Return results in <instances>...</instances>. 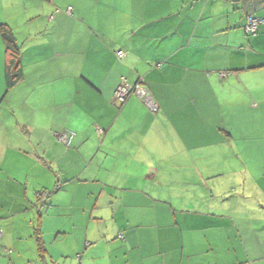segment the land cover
<instances>
[{"label": "crops", "instance_id": "crops-1", "mask_svg": "<svg viewBox=\"0 0 264 264\" xmlns=\"http://www.w3.org/2000/svg\"><path fill=\"white\" fill-rule=\"evenodd\" d=\"M23 1L0 264H264V0Z\"/></svg>", "mask_w": 264, "mask_h": 264}, {"label": "rangeland", "instance_id": "rangeland-1", "mask_svg": "<svg viewBox=\"0 0 264 264\" xmlns=\"http://www.w3.org/2000/svg\"><path fill=\"white\" fill-rule=\"evenodd\" d=\"M22 0H11L9 2L6 1L5 3V8L4 6L0 3V15L1 18L3 16L2 10L5 11L4 16L2 18V22L7 20L11 24V28H13V32L16 35L17 38V44L20 49H22V43L25 42V37L22 34V31H26L27 28H33V25L35 24V21L38 20V17H31L28 19H25V12L22 7ZM26 7H30L27 6ZM22 17V19H20ZM6 22H3L2 24H5ZM10 28V29H11ZM28 43V42H26ZM5 82L2 80L0 81V89L4 86ZM3 91H6V88L3 89ZM3 91L0 93V95H3ZM5 93V92H4ZM9 96H11L10 93H7L6 98L7 99ZM3 97V96H1ZM18 101V94L16 93L13 95V97L10 99V104H8V101H4L2 103V106L0 107V122L3 121H9L13 124L18 123L19 121L21 122L22 120L20 119V111L17 105ZM14 111V112H13ZM23 117V115H22ZM4 119V120H3Z\"/></svg>", "mask_w": 264, "mask_h": 264}, {"label": "built area", "instance_id": "built-area-1", "mask_svg": "<svg viewBox=\"0 0 264 264\" xmlns=\"http://www.w3.org/2000/svg\"><path fill=\"white\" fill-rule=\"evenodd\" d=\"M190 1H196V0H190ZM59 11L56 10L55 13H58ZM67 14L71 13V8H67L66 10ZM53 19V16L50 17V20ZM263 20L255 17V16H247L246 24L244 27L245 33L248 36H255L260 24H262ZM119 57H122L121 53L118 54ZM141 81L135 82L133 84L127 83L124 79H121L119 85L115 89L113 93V102H115L117 105L122 106L126 103V101L130 97H136L140 99L144 105L147 107V109L152 112L156 113L158 108L155 103V101L152 99L150 94L148 93L147 89L144 88L141 84ZM57 136L58 142H60L62 145L67 146L69 143V140L72 137L71 133L68 132H61L59 134H55ZM119 238H121V234L118 235ZM79 258V256H77Z\"/></svg>", "mask_w": 264, "mask_h": 264}, {"label": "trees", "instance_id": "trees-1", "mask_svg": "<svg viewBox=\"0 0 264 264\" xmlns=\"http://www.w3.org/2000/svg\"><path fill=\"white\" fill-rule=\"evenodd\" d=\"M49 1V0H42ZM0 39L4 45L5 53V71L4 79L6 92L12 89L21 79L22 72L20 67V48L16 42L15 36L6 24H0ZM48 194L39 193L38 197H44ZM38 231L36 230V241L38 245V251L41 254L43 252V247L40 244V239L38 237Z\"/></svg>", "mask_w": 264, "mask_h": 264}]
</instances>
